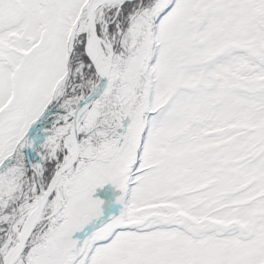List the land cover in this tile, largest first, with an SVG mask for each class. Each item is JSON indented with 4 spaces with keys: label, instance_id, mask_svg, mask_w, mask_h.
<instances>
[{
    "label": "snow or ice",
    "instance_id": "obj_1",
    "mask_svg": "<svg viewBox=\"0 0 264 264\" xmlns=\"http://www.w3.org/2000/svg\"><path fill=\"white\" fill-rule=\"evenodd\" d=\"M0 264H264V0H0Z\"/></svg>",
    "mask_w": 264,
    "mask_h": 264
},
{
    "label": "rangeland",
    "instance_id": "obj_2",
    "mask_svg": "<svg viewBox=\"0 0 264 264\" xmlns=\"http://www.w3.org/2000/svg\"><path fill=\"white\" fill-rule=\"evenodd\" d=\"M94 195L105 201L103 205L105 216L119 213L122 205L117 202V197L120 195V192L111 183L106 184L102 188H98Z\"/></svg>",
    "mask_w": 264,
    "mask_h": 264
}]
</instances>
